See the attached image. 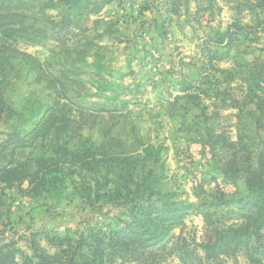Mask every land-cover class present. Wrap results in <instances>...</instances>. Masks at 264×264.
<instances>
[{
  "label": "rangeland",
  "instance_id": "obj_1",
  "mask_svg": "<svg viewBox=\"0 0 264 264\" xmlns=\"http://www.w3.org/2000/svg\"><path fill=\"white\" fill-rule=\"evenodd\" d=\"M259 183L264 0H0V247L17 261L112 236L127 185L194 207L141 264H193L179 249L204 215L245 226Z\"/></svg>",
  "mask_w": 264,
  "mask_h": 264
},
{
  "label": "trees",
  "instance_id": "obj_2",
  "mask_svg": "<svg viewBox=\"0 0 264 264\" xmlns=\"http://www.w3.org/2000/svg\"><path fill=\"white\" fill-rule=\"evenodd\" d=\"M74 2V0H64ZM12 25L23 23L21 15H12ZM20 29H13L12 33ZM216 58L223 57L216 52ZM228 174L227 171H223ZM125 206H130L124 213L129 217V222H124L123 227L110 237L103 233L91 237L81 236L76 240L59 243V251L55 255L35 250L34 258H24L23 262L17 261L12 252H7L0 247V264H116L118 256L124 260L132 259L134 263H144L153 254V248L164 241L166 235L180 224L182 218L194 209L192 205L168 206L161 201H153L154 194L146 200L129 198L131 189L125 185ZM122 190V189H121ZM258 195L262 201L252 202L251 198ZM107 196V195H106ZM113 196L123 197L121 191ZM248 203L249 216L246 225L229 228L222 235L219 227L210 213L204 215L206 223V236L201 245H196L195 250L180 247L179 254L182 259L193 264H226L225 258L236 259L243 257L246 264H264V184L259 183L248 197L242 200ZM251 204V205H250ZM154 215L158 217L154 218ZM154 227V228H153ZM157 227V228H155ZM106 238V243H105ZM106 244V248H105ZM152 248V251H150ZM198 248L204 256L198 254Z\"/></svg>",
  "mask_w": 264,
  "mask_h": 264
}]
</instances>
